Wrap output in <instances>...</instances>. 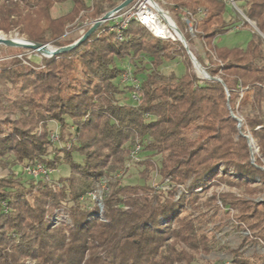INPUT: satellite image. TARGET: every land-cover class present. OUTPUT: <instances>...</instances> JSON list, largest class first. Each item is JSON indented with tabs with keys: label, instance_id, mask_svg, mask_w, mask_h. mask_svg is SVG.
<instances>
[{
	"label": "trees",
	"instance_id": "1",
	"mask_svg": "<svg viewBox=\"0 0 264 264\" xmlns=\"http://www.w3.org/2000/svg\"><path fill=\"white\" fill-rule=\"evenodd\" d=\"M65 1L71 8L54 15ZM122 1L1 0L0 32L64 46L85 19ZM176 1L179 16L206 10L193 23L206 61L196 59L222 82L196 75L181 42L155 37L135 20L120 38L106 20L69 51L28 64L16 55L0 62V264H212L215 233L201 229L204 214L194 215L199 191L212 180L242 191L218 195L223 215L235 212L234 221L264 241V200L247 197L264 187V0H232L257 29L244 48L214 44L239 17L224 18L227 0ZM183 34L190 44L191 34ZM175 57L185 66L181 76L160 69ZM126 70L130 79L123 80ZM245 108L238 126L231 113ZM51 122L58 141L50 140ZM247 134L260 151L253 161ZM136 143L140 182L109 178L103 211L95 212L83 196L122 170ZM142 152L159 159L140 160ZM63 163L69 174L50 183L10 169L40 164L49 175ZM153 170L162 185L149 182ZM61 209L66 221L50 225ZM229 251L230 264H264V253Z\"/></svg>",
	"mask_w": 264,
	"mask_h": 264
},
{
	"label": "rangeland",
	"instance_id": "2",
	"mask_svg": "<svg viewBox=\"0 0 264 264\" xmlns=\"http://www.w3.org/2000/svg\"><path fill=\"white\" fill-rule=\"evenodd\" d=\"M86 1L87 3H89L90 0H86ZM176 2H177L176 0H171L170 2L167 3L166 7L170 11L172 17L178 22L180 29H182V31L184 32V25L179 19L180 16L178 13L174 12L175 8H173V4H175ZM71 5H72L71 1L56 3L52 8V13L54 15H57V14H62L64 12H67L71 8ZM240 11L241 10L238 9L237 7L235 8V3L232 0H227V6L225 8L224 18L227 20L229 19V16H235V12H237L240 18L245 19V17L241 15ZM79 15L83 16L84 13L81 12ZM239 17H237V22L231 27H229L225 33H222L215 37L214 44L216 46L226 47V48H233V47H243L244 48L246 46L248 40L251 37V31L252 30L257 31V30L255 29L254 27L255 24L252 21L249 20L251 24L248 22L250 27L245 26L243 25ZM85 18H88V17H85ZM76 21L77 19L75 20V22ZM90 22L91 21L89 19L88 20L85 19V21L82 23L83 26L77 27L70 34L68 33V36H71L76 41L79 37H81V35L83 34V31L85 32V30H87L91 26ZM0 35L6 38L17 37L18 39L23 38L27 40L23 35H19L18 32L15 30L9 32L8 34L0 32ZM185 35L186 37H188V34H185ZM191 36H192V41H190V44H188V42L186 41L189 51L195 58H196V55H200L206 61L205 47L202 44V40L192 34ZM46 44L50 45L51 46L50 48L59 47L55 45L54 42L52 41ZM13 55H16L17 58L22 60L24 64H28V61H26L28 59L38 61L43 56L48 57L46 55L40 54L31 49H26L22 47H10V46L0 44V62L4 61L5 59H9V57ZM186 55L191 64L192 71L199 77L204 78V76L197 73V71L193 67V64L187 52H186ZM126 63L127 61L124 62L125 65ZM144 63L150 65V63L147 61L146 58L144 59ZM127 65H128L127 68L129 69L131 67V64L128 63ZM119 66L121 67L122 64L119 63ZM160 69L166 73L169 71H173L177 76H181L185 71V66H184V63L179 58L175 57L170 60H165L163 64L160 66ZM203 70L205 71V73L207 72L205 68H203ZM123 76L124 78H126L125 73L122 75V79H123ZM6 93H8V91ZM246 114H248V109L245 108V109H239V111L233 115L240 121L239 122L240 125H242V122H244L243 117ZM263 114H264V105H263ZM49 125H50V129L52 130V132H50V136L53 135V138L50 137V140L58 141V135L56 134L57 133L56 123L51 122L49 123ZM246 136L248 138L249 145H250L251 160L253 161L254 156H260V151L258 147L256 146L255 141L251 138L250 134H247ZM73 157H74V160L76 161H80L81 159V156L76 153L73 155ZM148 157H151L155 161H158L159 159L157 155L149 156L146 152H142L139 155L140 160H144ZM262 167L264 168V165ZM10 169L16 175H23L25 177L27 176L28 178L30 177L28 175L34 176V174H29V172H27V168H24L21 165L12 166ZM142 169H143V165L139 164L138 157L130 158L125 161L122 170L118 171L117 173L116 172L113 173L112 176H108L104 180L98 183H95L93 189L91 191H88L87 194H85V197L83 196V198L87 200V203L92 202L93 206L91 205L90 206L94 207L93 209L95 212L98 210L97 212L101 213L104 208L103 194H107L109 192V184L107 182L109 178H111L110 179L111 181L116 180L117 178H120L121 182L123 183H137V182H140L139 172ZM68 174H69V166L63 163L59 165L58 168L52 171L49 175H45L41 172L35 177L43 179L46 182L50 183L49 178L51 179V178H57L58 176H67ZM149 182H151L155 186L163 184L160 182L159 177L155 175L154 170L150 174ZM259 184L260 182L258 181V179H255V183L252 186H259ZM90 192L94 193V195H89ZM180 192H181V188H179V190L177 191L176 198L178 197ZM199 192H200V198L198 202H200L202 206L200 207V209H194L195 210L194 215H196L198 212H201L202 214H204L201 216V218L204 220V222H202L201 224V229L203 231H210V232L215 233L214 239L216 243L213 245L212 251L207 256V258L213 262L212 264L223 262L225 260H230L231 253L229 250L237 249L238 251L242 252L243 255L246 257H251L253 254L262 253L264 241L261 239H260L261 241H259L258 238L251 236V234L245 227L238 225L237 222L234 221L233 214L235 212L231 211L228 217H225L223 215V210L221 206L222 204H221L220 199L218 198V195L221 193H226V192L240 195L242 194V191L240 189L230 186L225 182H217V181L212 180L208 185H206V187L202 191H199ZM213 194L217 195L214 201L211 200ZM247 197L253 201L264 200V187L263 189L256 192L255 194H252L250 196L247 195ZM216 207H218L219 209L218 212H216ZM64 213L66 214V211L62 209L57 211V213L51 217L49 224L53 226H58L62 224V222L65 219ZM98 213H95V215H97ZM93 216L94 214L92 213L91 218H93ZM100 220L103 221V219H100ZM260 242H262V244ZM221 245L227 246L229 250L228 249L221 250L220 249Z\"/></svg>",
	"mask_w": 264,
	"mask_h": 264
},
{
	"label": "built area",
	"instance_id": "3",
	"mask_svg": "<svg viewBox=\"0 0 264 264\" xmlns=\"http://www.w3.org/2000/svg\"><path fill=\"white\" fill-rule=\"evenodd\" d=\"M170 1L171 0H132L127 7L114 13L108 19L112 21L110 29H114L118 38H120L121 31L128 25L129 21L135 20L155 37L170 41L178 40L179 42L183 38L186 42L182 29H180L178 22L172 17L170 11L166 7L167 3ZM205 13L206 10L204 8L198 9L196 15L191 13L188 9H183L180 14V20L183 25H185L184 31L194 35L195 28L193 23L196 19H201ZM94 21L95 20L91 21L90 24L92 25ZM47 46L51 47L48 44ZM124 73L126 78L123 76V79H130L129 70H126ZM133 82H135V80H133ZM51 138H53V135ZM138 150L139 144L136 143L130 151V157L136 158L135 156ZM27 172H29V174H34V176L41 172L48 175V171L40 164L32 168H27ZM89 195H94V193L90 192ZM259 241L261 240L259 239ZM260 243L262 244V242ZM262 253H264V246ZM216 264H230V260H225Z\"/></svg>",
	"mask_w": 264,
	"mask_h": 264
},
{
	"label": "water",
	"instance_id": "4",
	"mask_svg": "<svg viewBox=\"0 0 264 264\" xmlns=\"http://www.w3.org/2000/svg\"><path fill=\"white\" fill-rule=\"evenodd\" d=\"M131 1L132 0H123L118 5H116L114 8L105 12L100 18L96 19L93 22V24L88 28V30L85 33H83L81 35V37H79L76 41H74L70 44L64 45V46H60L57 48H50L47 46V44H41L38 42L29 41V40H24L23 42H18V41H15L14 38H6L2 35H0V44L10 46V47H22V48H26V49L35 50L38 53L46 55V56H52V55H55L58 53H63V52L69 51V50L73 49L74 47H76L77 45H79L83 40H85L90 35V33L92 31L95 30V28L100 23L108 20L114 13H116V12L124 9L125 7H127L131 3ZM235 8H236V6H235ZM240 13H241V15H243L241 11H240ZM243 17H244V15H243ZM245 19L250 23V21L247 18H245ZM255 29H256V27H255ZM180 42L183 45L184 49L186 50V52H187V54H188V56H189V58L193 64V67L195 68V63H198L200 65V63L197 61V59L189 51L185 40L182 38V40H180ZM204 78L213 79V80H217L219 82H222L219 77H212L208 73ZM231 115L238 121V126H240V123H239L240 121L233 115V113H231ZM261 168L264 170L263 167H261Z\"/></svg>",
	"mask_w": 264,
	"mask_h": 264
},
{
	"label": "bare ground",
	"instance_id": "5",
	"mask_svg": "<svg viewBox=\"0 0 264 264\" xmlns=\"http://www.w3.org/2000/svg\"><path fill=\"white\" fill-rule=\"evenodd\" d=\"M14 40L18 42H23L25 39L23 38L18 39L17 37H14ZM195 70L197 71V73L203 75L204 77L207 75L203 70V68L201 67V65H199L198 63H195Z\"/></svg>",
	"mask_w": 264,
	"mask_h": 264
}]
</instances>
